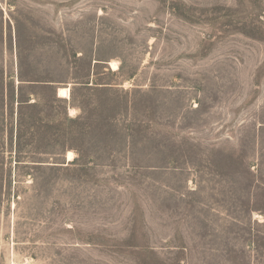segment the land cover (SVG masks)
Wrapping results in <instances>:
<instances>
[{
    "label": "rangeland",
    "instance_id": "rangeland-1",
    "mask_svg": "<svg viewBox=\"0 0 264 264\" xmlns=\"http://www.w3.org/2000/svg\"><path fill=\"white\" fill-rule=\"evenodd\" d=\"M0 264H264V0H0Z\"/></svg>",
    "mask_w": 264,
    "mask_h": 264
},
{
    "label": "bare ground",
    "instance_id": "bare-ground-1",
    "mask_svg": "<svg viewBox=\"0 0 264 264\" xmlns=\"http://www.w3.org/2000/svg\"><path fill=\"white\" fill-rule=\"evenodd\" d=\"M112 67L113 69H117V64L115 63H112ZM69 92L68 89H62L61 92H60V96L64 97L63 95L67 94ZM73 159V155L71 153H69L68 155V160L71 161Z\"/></svg>",
    "mask_w": 264,
    "mask_h": 264
}]
</instances>
